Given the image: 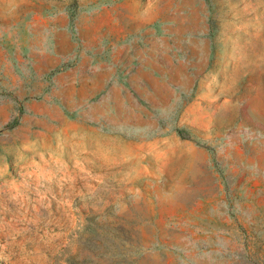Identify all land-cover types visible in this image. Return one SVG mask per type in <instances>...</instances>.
<instances>
[{
  "label": "rangeland",
  "instance_id": "obj_1",
  "mask_svg": "<svg viewBox=\"0 0 264 264\" xmlns=\"http://www.w3.org/2000/svg\"><path fill=\"white\" fill-rule=\"evenodd\" d=\"M0 264H264V0H0Z\"/></svg>",
  "mask_w": 264,
  "mask_h": 264
},
{
  "label": "trees",
  "instance_id": "obj_2",
  "mask_svg": "<svg viewBox=\"0 0 264 264\" xmlns=\"http://www.w3.org/2000/svg\"><path fill=\"white\" fill-rule=\"evenodd\" d=\"M180 134H182V135H183V131H180Z\"/></svg>",
  "mask_w": 264,
  "mask_h": 264
}]
</instances>
